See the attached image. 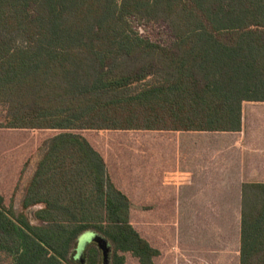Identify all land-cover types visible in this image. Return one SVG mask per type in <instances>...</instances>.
<instances>
[{"label":"trees","instance_id":"obj_1","mask_svg":"<svg viewBox=\"0 0 264 264\" xmlns=\"http://www.w3.org/2000/svg\"><path fill=\"white\" fill-rule=\"evenodd\" d=\"M244 102H264V0H0V264H107L79 255L89 232L108 264H156L131 212L176 215L173 133L240 131ZM239 264H264V183L242 186Z\"/></svg>","mask_w":264,"mask_h":264},{"label":"crops","instance_id":"obj_2","mask_svg":"<svg viewBox=\"0 0 264 264\" xmlns=\"http://www.w3.org/2000/svg\"><path fill=\"white\" fill-rule=\"evenodd\" d=\"M173 134L177 224L182 211L185 223L205 235L239 225L243 184L264 183V102L243 103L240 131Z\"/></svg>","mask_w":264,"mask_h":264},{"label":"rangeland","instance_id":"obj_3","mask_svg":"<svg viewBox=\"0 0 264 264\" xmlns=\"http://www.w3.org/2000/svg\"><path fill=\"white\" fill-rule=\"evenodd\" d=\"M140 32L152 40L161 43H168L171 39L168 29L163 24H148L139 27ZM39 153L33 160V163L25 173L23 183L20 185L13 202L14 212L16 215L24 212L22 209V200L25 186L32 176ZM41 206H38L39 208ZM36 208L25 211L32 224H39L34 218ZM164 212V211H163ZM164 219H175L176 224H146L148 217L157 216ZM181 219L177 224L178 210L175 212L167 210L162 214L156 211L149 216H142L141 211L134 210L131 212V218L135 223V228L145 238H148L152 245L161 251V256L156 260V264H239L240 249V224L234 226L221 227L217 233L206 234V230L201 227L189 226ZM91 243L87 233L81 236L79 240V251H84L87 245ZM82 251V252H83ZM109 255V253H108ZM127 264H139L138 261L130 254H125ZM109 258V256H108ZM107 258V264L109 260ZM79 258L77 259L79 261ZM81 263H83L81 261Z\"/></svg>","mask_w":264,"mask_h":264},{"label":"water","instance_id":"obj_4","mask_svg":"<svg viewBox=\"0 0 264 264\" xmlns=\"http://www.w3.org/2000/svg\"><path fill=\"white\" fill-rule=\"evenodd\" d=\"M87 234L89 236V241L95 242L100 246V248L102 249L103 254H104V260H105V262H107L108 253L110 251V248H109V245H108V242L106 241V239H104L100 235L93 233V232H89ZM82 251L78 250L79 255H81Z\"/></svg>","mask_w":264,"mask_h":264}]
</instances>
